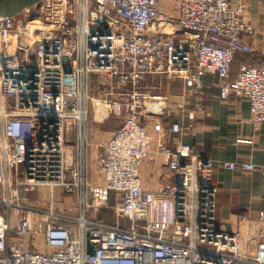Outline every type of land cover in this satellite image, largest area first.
<instances>
[{"label": "built area", "instance_id": "2783aa9c", "mask_svg": "<svg viewBox=\"0 0 264 264\" xmlns=\"http://www.w3.org/2000/svg\"><path fill=\"white\" fill-rule=\"evenodd\" d=\"M247 11L233 0H179L176 17L158 0H41L0 14V264H264V239L252 249L219 225L215 164L184 140L192 124L150 83L182 80L196 95L203 75L218 73L221 98L243 96L246 120L264 123V65L241 63L231 78L236 53L254 51ZM97 101L94 120L105 122L106 108L119 117L105 143L89 137ZM39 186L45 209L21 194ZM66 195L78 212L60 207Z\"/></svg>", "mask_w": 264, "mask_h": 264}, {"label": "crops", "instance_id": "0c3cea01", "mask_svg": "<svg viewBox=\"0 0 264 264\" xmlns=\"http://www.w3.org/2000/svg\"><path fill=\"white\" fill-rule=\"evenodd\" d=\"M41 0H0V14L16 15L27 7L38 4ZM244 1L248 5L246 20L254 29V35L250 42L253 46L251 53L237 52L231 66V78L238 75L241 63H254L264 65V0H233ZM159 7L172 17L177 16L179 0H158ZM221 76L218 73H207L202 77V87L198 94L193 95L187 89L182 80H168L173 85L180 84L178 95L165 90L171 95V102L175 107V119L180 120L184 126L192 124L194 130L184 136V140L193 146L197 154L211 159L214 164L213 182L219 186L217 195V220L221 227L229 230L237 229L243 233L244 239H264V224L258 219V212L264 210V123L255 126L246 119L250 116L249 102L239 94H233L228 99H222ZM170 89V88H169ZM196 105L205 108L204 113H190ZM188 112H182V109ZM183 115V116H182ZM104 124V123H100ZM90 127L89 137L97 143H105L107 134L99 129ZM93 129V131H92ZM92 131V132H91ZM225 160L237 162L252 161L256 165L254 171H245L241 168L235 170L224 169L221 164ZM94 180L97 176V164L92 151ZM31 190L35 191L29 197L23 196L27 193L21 191L24 199L31 204H44V198L49 197V190L45 188ZM41 190V191H40ZM37 196H41L36 197ZM60 195V194H59ZM43 197V198H42ZM43 199V200H42ZM60 207L64 208L75 198L67 197L70 201H63L62 196H57ZM117 203L115 192H111L110 205ZM74 202L72 212H78ZM111 208L106 209L110 211ZM105 215V211L103 217ZM106 221L112 222L111 213L104 217ZM41 250L48 248L41 244Z\"/></svg>", "mask_w": 264, "mask_h": 264}, {"label": "rangeland", "instance_id": "374dc122", "mask_svg": "<svg viewBox=\"0 0 264 264\" xmlns=\"http://www.w3.org/2000/svg\"><path fill=\"white\" fill-rule=\"evenodd\" d=\"M169 79H166V78H159V79H157V80H155V81H151L150 83L151 84H154L155 86H158V87H162V89L163 90H169L170 92H172V95H178V93L181 91L180 90V84H178V85H173L172 83H169V81H168ZM90 88H91V90H92V92H93V94L94 95H97L98 94V92H97V82L95 81V83L93 84V86L90 84ZM170 88V89H169ZM99 105H101L102 107H104L102 104H101V102H99V101H97L96 102V105L94 106L93 105V103H91L90 102V112H92V114H91V119H90V121H89V124H90V126H92L93 127V129L95 128V129H99V132L100 133H103V131L105 130V131H107V132H109V131H112V130H115L116 128H118L119 127V117L117 118V115L115 116V114H113V113H109V111L107 110V108H106V110L104 111V114H103V116H107V114H109V117L106 119V121L105 122H102V123H104V124H100L99 122H97L96 120H94L93 119V109L95 110L96 109V106H99ZM100 107V106H99ZM100 109V108H99ZM93 129H92V131H93ZM89 131H90V127H89ZM91 131V132H92ZM99 143H100V141H99ZM37 188H43V190L42 191H44L45 190V188L46 187H44V186H39V187H37ZM36 188V192H38L39 191V189H37ZM47 189V188H46ZM22 190H24V189H22ZM25 192H27V193H23V196H27V197H29L30 196V194H32V193H34L35 191H31V190H29V191H26V190H24ZM41 191V190H40ZM73 195H75V194H73ZM66 196H68V197H72V198H75V196H72V195H66ZM36 197H41V196H37V194H36ZM43 198V197H42ZM44 199H46V197L44 198ZM43 200V199H42ZM71 199H68V201H70ZM36 206H38V207H40V208H46L45 207V204H43V205H41V204H38V205H36ZM107 213H111V210L110 211H106L105 210V215H104V217H106V214ZM125 220V219H124ZM128 224H129V222H128ZM242 235L243 236H245L243 233H242ZM245 237H247V236H245ZM255 239H257V238H255ZM255 239L254 238H251V244L252 245H254L255 243H256V241H255ZM251 246V245H250Z\"/></svg>", "mask_w": 264, "mask_h": 264}, {"label": "water", "instance_id": "95a60500", "mask_svg": "<svg viewBox=\"0 0 264 264\" xmlns=\"http://www.w3.org/2000/svg\"><path fill=\"white\" fill-rule=\"evenodd\" d=\"M92 250H93V249H92V247L90 246L89 249H88V251H89V252H92Z\"/></svg>", "mask_w": 264, "mask_h": 264}]
</instances>
